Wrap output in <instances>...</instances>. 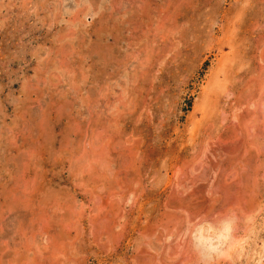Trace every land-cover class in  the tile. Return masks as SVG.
Segmentation results:
<instances>
[{"label":"rangeland","instance_id":"rangeland-1","mask_svg":"<svg viewBox=\"0 0 264 264\" xmlns=\"http://www.w3.org/2000/svg\"><path fill=\"white\" fill-rule=\"evenodd\" d=\"M0 264H264V0H0Z\"/></svg>","mask_w":264,"mask_h":264},{"label":"bare ground","instance_id":"bare-ground-1","mask_svg":"<svg viewBox=\"0 0 264 264\" xmlns=\"http://www.w3.org/2000/svg\"><path fill=\"white\" fill-rule=\"evenodd\" d=\"M227 228V227H226ZM228 232V231H227ZM226 233V232H225ZM227 234V233H226ZM230 238V237H229Z\"/></svg>","mask_w":264,"mask_h":264}]
</instances>
